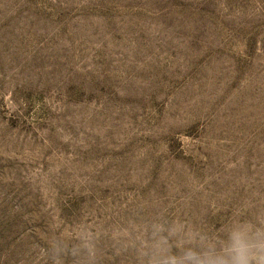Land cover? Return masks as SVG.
<instances>
[{
    "label": "rangeland",
    "instance_id": "1",
    "mask_svg": "<svg viewBox=\"0 0 264 264\" xmlns=\"http://www.w3.org/2000/svg\"><path fill=\"white\" fill-rule=\"evenodd\" d=\"M260 213L264 0H0V264H148L154 229Z\"/></svg>",
    "mask_w": 264,
    "mask_h": 264
},
{
    "label": "clouds",
    "instance_id": "2",
    "mask_svg": "<svg viewBox=\"0 0 264 264\" xmlns=\"http://www.w3.org/2000/svg\"><path fill=\"white\" fill-rule=\"evenodd\" d=\"M145 255L148 264H264V213L227 226L220 246L205 234L186 232L178 222L154 229Z\"/></svg>",
    "mask_w": 264,
    "mask_h": 264
}]
</instances>
